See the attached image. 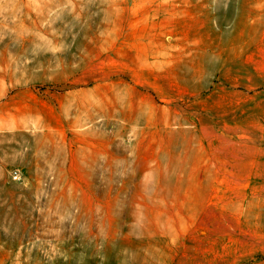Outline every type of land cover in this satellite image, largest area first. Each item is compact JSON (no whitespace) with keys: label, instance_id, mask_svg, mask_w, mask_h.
I'll return each instance as SVG.
<instances>
[{"label":"rangeland","instance_id":"1","mask_svg":"<svg viewBox=\"0 0 264 264\" xmlns=\"http://www.w3.org/2000/svg\"><path fill=\"white\" fill-rule=\"evenodd\" d=\"M0 264H264V0H0Z\"/></svg>","mask_w":264,"mask_h":264},{"label":"built area","instance_id":"2","mask_svg":"<svg viewBox=\"0 0 264 264\" xmlns=\"http://www.w3.org/2000/svg\"><path fill=\"white\" fill-rule=\"evenodd\" d=\"M14 177L16 178V177H19V175H18V173L15 171L14 172Z\"/></svg>","mask_w":264,"mask_h":264}]
</instances>
